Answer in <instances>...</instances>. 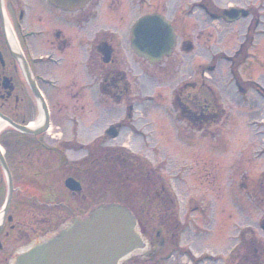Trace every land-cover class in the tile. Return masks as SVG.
I'll use <instances>...</instances> for the list:
<instances>
[{
  "label": "rangeland",
  "instance_id": "obj_1",
  "mask_svg": "<svg viewBox=\"0 0 264 264\" xmlns=\"http://www.w3.org/2000/svg\"><path fill=\"white\" fill-rule=\"evenodd\" d=\"M181 9L182 6H175L176 11ZM191 9L195 12L190 13ZM120 14L126 21L117 20ZM138 14L137 9L122 8L114 12L110 21L113 17L103 7L89 29L81 28L85 32L92 30L95 38L110 39L120 47L123 56L120 63L124 65L129 88L126 99L112 97L107 90L100 92L96 83H90L81 46L80 78L75 89L65 90L59 84L45 90L55 114L49 131L55 139L46 135V140L49 145L63 146L64 162L57 171L46 168L38 179L41 187H35L42 196L36 195L42 198L38 203L44 207L41 214L54 217L56 211L62 212L58 220L56 215L50 223L48 230H53L66 218L83 214L94 202L119 201L136 211L140 203L135 197L143 195L141 185L144 189L152 186L144 178L152 171L155 180L159 179V188L167 186L175 197V210L187 229L178 243L167 246L172 247L170 260L164 258L148 264L231 263L232 248L240 231L251 226L258 238L264 240L258 225L264 215V196L258 190V182L264 175V69L251 65L243 78L249 81L244 91L236 88L233 75L227 71V60L219 58L218 68L207 70L210 58L203 49L198 6H187L185 27H180L173 55L159 64H150L130 49L129 30ZM184 38L193 43V51L180 47ZM217 47L232 51L235 46L231 40L213 49ZM96 66L101 74L98 59ZM71 80L59 78L64 85ZM186 83L184 94L193 98L197 90L188 86L195 85L200 100L209 99L217 118L193 122L183 115L175 92ZM108 124L121 126L117 138L106 134ZM98 136L101 140L90 149L88 146ZM16 143L22 140L16 139ZM119 149L127 154L122 152L123 157L115 155L118 159L110 161ZM124 158L130 164L122 163ZM71 176L83 179L90 203L65 187V180ZM149 210L158 211L155 204ZM145 220L154 228L157 214ZM168 223L164 233L171 230L170 219Z\"/></svg>",
  "mask_w": 264,
  "mask_h": 264
},
{
  "label": "flooded vegetation",
  "instance_id": "obj_2",
  "mask_svg": "<svg viewBox=\"0 0 264 264\" xmlns=\"http://www.w3.org/2000/svg\"><path fill=\"white\" fill-rule=\"evenodd\" d=\"M56 6L50 0H0V117L7 118L14 125L39 126L43 106L33 92L36 85L48 104L51 126L54 107L49 105L45 90L59 84L65 86V90L75 89L80 78V46L90 83L95 85L102 78L99 88L107 90L112 97L126 99L129 88L124 65L120 63V56L123 59L120 47L110 39L95 38L92 30L81 31V28H90V22L103 7L113 17L109 18L110 21L114 19V12L122 8L139 11L134 21L145 14H161L179 36L180 27H185L187 6H199L203 49L210 58L207 70L217 69L219 58L227 60V71L233 75L236 88L244 91L249 81L243 78L251 65L264 69V0H91L85 5L89 6L88 10L77 12ZM175 6H182V9L176 11ZM117 20L126 21V18L120 14ZM231 40L235 46L232 51L220 47L213 49ZM187 41L184 38L180 43L183 50L187 49ZM106 44L112 47L113 52L109 63L103 64V56L97 53V49ZM97 59L102 65L101 74L96 69ZM59 76L72 80L64 85L59 82ZM46 135L51 134L46 131L28 135L13 126L0 131L3 154V158L0 156V264H8L16 249L47 231L56 215L57 220L62 215L57 211L54 217L41 214L44 207L31 195L30 187L33 183L40 186L38 179L42 178L43 171L46 168L57 171L64 162L63 146L57 143L56 146L49 145ZM51 138L55 139V136L51 135ZM16 139H21L22 143H16ZM5 141L15 145L5 146ZM9 194L10 202L7 204ZM140 198L159 199L161 204L167 202L161 197ZM146 215L139 217L150 247L124 264L170 260L172 247L168 249L167 246L178 243L180 239V221L174 222L171 230L164 233L169 224L166 221L168 214L157 213L159 221L154 228H150L145 220L151 212ZM258 225L264 233V215ZM250 227L239 232L230 264H264V240L258 238Z\"/></svg>",
  "mask_w": 264,
  "mask_h": 264
},
{
  "label": "water",
  "instance_id": "obj_3",
  "mask_svg": "<svg viewBox=\"0 0 264 264\" xmlns=\"http://www.w3.org/2000/svg\"><path fill=\"white\" fill-rule=\"evenodd\" d=\"M87 0H60V7L74 10ZM131 46L150 63L170 55L175 45L173 28L157 15L140 19L131 30ZM106 60L109 59L108 51ZM34 92L40 96L36 87ZM29 133V129L16 125ZM66 186L80 192V184L72 178ZM148 241L142 236L134 214L121 203L92 206L82 216L67 220L44 239L33 242L17 253L12 264H120L128 256L144 249Z\"/></svg>",
  "mask_w": 264,
  "mask_h": 264
},
{
  "label": "trees",
  "instance_id": "obj_4",
  "mask_svg": "<svg viewBox=\"0 0 264 264\" xmlns=\"http://www.w3.org/2000/svg\"><path fill=\"white\" fill-rule=\"evenodd\" d=\"M195 99H196V102L194 100H192V101L191 100H188L187 101V109H192V110H195V111H200V110H205L206 107H209V106L212 107L210 105V103L209 104H206V103L201 102L200 99H199L198 94L195 96ZM183 109L184 110L186 109V106L185 105L183 106Z\"/></svg>",
  "mask_w": 264,
  "mask_h": 264
},
{
  "label": "bare ground",
  "instance_id": "obj_5",
  "mask_svg": "<svg viewBox=\"0 0 264 264\" xmlns=\"http://www.w3.org/2000/svg\"><path fill=\"white\" fill-rule=\"evenodd\" d=\"M42 119V118H41ZM40 122H38L39 124ZM7 125V122L0 118V130L4 128ZM34 126V125H33Z\"/></svg>",
  "mask_w": 264,
  "mask_h": 264
}]
</instances>
